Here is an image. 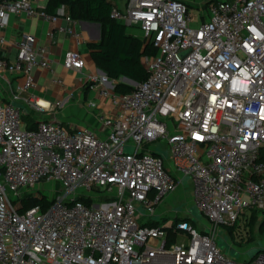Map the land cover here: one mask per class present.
<instances>
[{"label":"built area","instance_id":"obj_1","mask_svg":"<svg viewBox=\"0 0 264 264\" xmlns=\"http://www.w3.org/2000/svg\"><path fill=\"white\" fill-rule=\"evenodd\" d=\"M40 1L0 0V264H264V248L235 261L214 238L218 227L235 233L252 213L264 227V0H203L196 27L195 0L112 5L110 18L137 30L151 54L142 58L144 80H120L133 86L129 94L114 92L105 74L85 77L111 107L88 103L101 133L54 119L25 127L15 102L50 57L32 34L9 43L10 18L64 19L72 26L48 30L50 45L55 33L83 41L63 5L48 14ZM61 65L80 72L84 60L69 50ZM22 100L33 112L63 105ZM157 148L168 151L167 164ZM184 177L208 231L183 219L145 225ZM24 197L38 201L25 208Z\"/></svg>","mask_w":264,"mask_h":264},{"label":"crops","instance_id":"obj_2","mask_svg":"<svg viewBox=\"0 0 264 264\" xmlns=\"http://www.w3.org/2000/svg\"><path fill=\"white\" fill-rule=\"evenodd\" d=\"M109 1L112 5L118 4L117 2H115V0L114 2L112 0ZM40 4L45 7L47 4V0H41ZM81 22L86 21H77L75 25L77 32H79L83 37V41L79 44L76 43L66 33H55V42L53 45H50L48 39L45 36V33L48 30L55 26H72L71 22H68L64 19H59L55 24H50L40 18H26L25 16H13L10 18L9 25L5 28L3 34L8 40V42L11 44H13L23 33L32 34L36 37L39 43H41L47 48L50 57L49 68L42 70H34L33 73L35 78V86L30 89L27 93H20L18 101L21 102V104H25L22 99L27 98V96L33 95L35 98L39 99V103H41L42 101L43 103H45L44 101L53 102L59 98H63V105H68V108H74L76 102H82V110L85 112V115L84 120H80V122H85L88 125L83 126H86L92 130L97 131L98 133H101V125L97 120L98 109L89 107L88 103L95 102L100 109L107 113L111 111V107L106 104V100L104 98H101L98 95L96 89L84 86L85 77L87 75L99 73L98 69L95 67L91 59L90 50L87 44L95 43L100 39V26L96 27V25H94L95 23L93 24V22H88L91 24H82ZM126 33L140 38V33L135 29H126ZM69 50H77L81 53L84 60V67L80 72H71L62 68L61 61L66 52H68ZM13 54L14 49L10 48V56H12ZM11 80L12 85L14 86V79L11 78ZM54 80H61V83H55ZM41 81L42 83L40 84ZM43 85L47 86V89L44 91L41 90V87ZM71 98L75 99V101H71ZM76 106L78 110L79 106ZM63 125L67 129H72V127L68 124ZM81 126L82 125L75 126V128ZM160 208L161 207L159 206L157 210L160 211Z\"/></svg>","mask_w":264,"mask_h":264},{"label":"trees","instance_id":"obj_3","mask_svg":"<svg viewBox=\"0 0 264 264\" xmlns=\"http://www.w3.org/2000/svg\"><path fill=\"white\" fill-rule=\"evenodd\" d=\"M61 5L72 19L99 24L100 39L87 46L95 67L109 79L116 81L114 92L129 94L133 90L132 85L121 82V79L134 84L146 78L147 72L142 64V58L151 54V50L140 38L127 34L124 25L110 18L112 4L109 0H47L44 10L48 14H53ZM22 119L27 130L35 128L36 119L32 115L23 114ZM22 200L25 208L33 206L38 201L30 197H24ZM84 201L90 204V200L84 199ZM182 219L191 221V224L195 226L191 219L179 217L173 219L172 225ZM255 222H260L258 230L264 234L263 223L256 219L255 213L250 215L245 226L251 227ZM145 225L157 226L159 223L149 221ZM223 228L227 230V235L233 234L232 227L224 226ZM169 239L172 240L171 237Z\"/></svg>","mask_w":264,"mask_h":264},{"label":"rangeland","instance_id":"obj_4","mask_svg":"<svg viewBox=\"0 0 264 264\" xmlns=\"http://www.w3.org/2000/svg\"><path fill=\"white\" fill-rule=\"evenodd\" d=\"M112 1L114 2V0ZM119 1L120 0H115V2L117 3H119ZM188 5L189 14L192 18L191 26L196 27L200 22L199 14L200 10L204 6L203 0L188 2ZM41 83L42 81L40 82V84ZM46 89V85H43L41 87L42 91ZM71 101L74 102L75 99L71 98ZM15 104L22 105L24 114H29L30 116L32 115L35 119H54L57 121H61L63 124H68L72 128L80 125H88L85 122H80V120H84L85 115V112L82 110V102H76L74 108H68V105H62L52 111L38 110L35 112L31 111L26 104H21V102L19 101H16ZM76 105L79 106L78 110L76 108ZM157 151L161 154L164 162L167 164L168 151L165 148H157ZM182 181V186H179L174 193L163 198V200L158 205V207H161V210H157L156 213L151 217V219L158 222L159 225L168 226L175 218L190 217L192 221L193 219L196 220L197 223L195 221L193 222L196 226L198 225L197 227L200 231H208L209 221H204V218L199 212L198 207L192 201V184L190 180L187 177H184L182 178ZM49 185L51 189L55 190L57 186L60 187V190H62V187L57 183ZM40 192L41 195L45 198L50 196V192L48 190H41ZM138 210L139 214L143 212L141 207ZM197 220L203 221V226L198 224ZM244 225L245 224L243 223L242 227H240L238 231L229 235H227V230L223 227H218L215 231L214 238L218 248L221 249L222 252L226 255L232 257L235 261H239L240 259L246 258L247 256H254L259 251V248H264V234H262L258 230L260 222H255L251 227H247ZM197 227L196 229H198Z\"/></svg>","mask_w":264,"mask_h":264},{"label":"water","instance_id":"obj_5","mask_svg":"<svg viewBox=\"0 0 264 264\" xmlns=\"http://www.w3.org/2000/svg\"><path fill=\"white\" fill-rule=\"evenodd\" d=\"M82 24H91V23H88V22H81ZM94 24V23H93ZM94 25H96V27H98L99 26V24L98 23H95ZM98 72H99V74H102V75H104V73L102 72V71H100V70H98ZM125 80V79H124Z\"/></svg>","mask_w":264,"mask_h":264},{"label":"bare ground","instance_id":"obj_6","mask_svg":"<svg viewBox=\"0 0 264 264\" xmlns=\"http://www.w3.org/2000/svg\"><path fill=\"white\" fill-rule=\"evenodd\" d=\"M40 102H41V101H40ZM39 104H41V105L45 106V103H43V101H42L41 103H39Z\"/></svg>","mask_w":264,"mask_h":264}]
</instances>
